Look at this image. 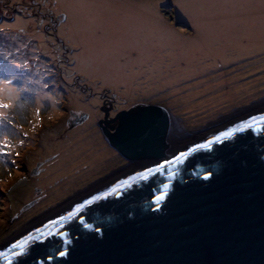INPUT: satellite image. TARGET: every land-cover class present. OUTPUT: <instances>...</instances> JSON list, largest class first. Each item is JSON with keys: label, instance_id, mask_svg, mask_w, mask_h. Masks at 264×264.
<instances>
[{"label": "rangeland", "instance_id": "obj_1", "mask_svg": "<svg viewBox=\"0 0 264 264\" xmlns=\"http://www.w3.org/2000/svg\"><path fill=\"white\" fill-rule=\"evenodd\" d=\"M12 2L22 7L16 18L0 10L5 18L0 19V102L9 105L0 108V244L117 168L100 146L98 125L110 119H103L101 110L111 107L113 115L133 114L148 105L166 107L176 123L173 140L184 141L234 121L242 108L264 100V0ZM46 11L64 16L56 38L65 42L70 62L64 59L60 65L59 79L68 71L61 83L53 72L59 45L31 27H40V21L44 30L47 20L39 15ZM169 41L174 45L172 78L171 67L160 68L171 84L156 80L153 61L139 65L154 56L157 42ZM176 41H185L186 49ZM189 57L194 58L191 66ZM202 59L209 70L191 71L204 64ZM175 68L186 72L175 74ZM76 77L81 86L72 88ZM5 83L10 92L3 90ZM235 91L241 94L231 96ZM88 93L94 95L90 100L98 99L97 115L81 124L77 119L86 116ZM73 122L76 127L67 134Z\"/></svg>", "mask_w": 264, "mask_h": 264}, {"label": "water", "instance_id": "obj_2", "mask_svg": "<svg viewBox=\"0 0 264 264\" xmlns=\"http://www.w3.org/2000/svg\"><path fill=\"white\" fill-rule=\"evenodd\" d=\"M261 115L264 103L180 142L173 140L176 123L168 108L148 105L133 114L124 111L115 135L104 131L112 149L102 132L100 146L111 160L114 150L126 159L127 170L117 181L80 192L71 203L1 243L0 264H264V124L190 151ZM185 152L179 163H166ZM160 165L165 167L140 178ZM165 183L169 188L157 208L154 198ZM95 196L102 199L52 225ZM13 244L21 247L12 249Z\"/></svg>", "mask_w": 264, "mask_h": 264}, {"label": "flooded vegetation", "instance_id": "obj_3", "mask_svg": "<svg viewBox=\"0 0 264 264\" xmlns=\"http://www.w3.org/2000/svg\"><path fill=\"white\" fill-rule=\"evenodd\" d=\"M34 3H36V2H34ZM33 6H36V8L37 7H39L40 8V6H41V4L40 3H36V4H33ZM30 7V6H29ZM32 7V6H31ZM41 9V8H40ZM33 15H35V12H34V14ZM40 17H42L43 18V20L44 19H46L47 20V23L46 24H44V26H43V29L44 30H42V22H40L39 21V23H40V28H41V31L42 32H44V33H46V34H48L49 35V38L50 39H53V43L54 44H57V45H59V48H58V50L59 51H61V53H59L60 54V56L58 57V60H57V63H55V67L53 68V72H55V74H56V76L58 77V80H59V82L61 83L62 82V80H64V78H63V76H68L66 73H68V71L66 72V68H65V70H63V75H62V77L59 79V73H60V65L63 63V60L64 59H66V63L68 62H70V59L68 58V56L66 57L65 55L67 54L66 52H67V49L65 48L66 47V45H65V42L63 41V40H61V39H58V38H56V37H58L57 36V34H56V30H57V26L61 23L60 21V18H59V16L58 15H55V16H57L58 18H56V17H54V14H53V12H51V11H46V13H44L43 12V15H39ZM62 24V23H61ZM52 25V26H51ZM39 28V27H38ZM47 35V36H48ZM55 38V40H54V38ZM56 39H58L57 41H56ZM57 49H55V51H56ZM66 53V54H65ZM67 65V64H66ZM77 78L78 77H76L75 79H74V81H73V85H71V86H74V87H72V88H75V87H80L81 86V84L80 83H78V82H76L77 81ZM83 87V86H82ZM84 88V87H83ZM86 89V88H85ZM89 94V93H88ZM86 96H89V98H88V100H86V103H90L93 99H91L90 100V97H93L94 95L93 94H89V95H87L86 94ZM98 97L99 96H101V94H98L97 95ZM97 96H96V98H97ZM260 97V96H259ZM261 98H264V96H261ZM83 102V101H82ZM259 103V104H258ZM262 103H264V100H261V101H256V103L255 104H253L252 106H254V105H256V104H258L256 107H249V108H251L250 110H249V108H242L239 112H238V114L239 115H237V117L238 118H240V117H242V116H244L246 113H248V112H250V111H252V110H254L255 108H257V107H259L260 105H262ZM110 108V111H108V109H103V110H101V111H103V114H104V116H103V119L106 117V115H107V117L106 118H109L110 117V119H105V121H103L102 122V124H100L99 123V125H98V127H99V129L101 128V131L100 132H102L101 133V135H102V137L105 139V143L108 145V147H110L109 146V144H108V137H106V133L104 132V131H106L107 132V135L108 136H114L115 135V132H117V130L119 129V127H120V124H121V122H122V118L120 117L121 116V114L124 112V111H118V112H116L115 111V113L113 114V115H111V107H109ZM246 109H248L246 112H244ZM120 110V109H119ZM112 112H113V110H112ZM125 112H127V111H125ZM93 113H94V111L93 110H91V109H89V108H87V112L85 113V114H88L90 117H92L93 116ZM113 116V117H112ZM88 118V117H87ZM87 118H86V116L84 117V120L83 121H85V120H87ZM79 119V118H78ZM77 119V120H78ZM102 119V120H103ZM78 123V122H77ZM79 123H81V122H79ZM98 123V122H97ZM76 125V123H73L72 125H69L67 128H68V130H67V134H70L71 132H73L74 130V128L76 127L75 126ZM175 133L176 132H174V134H173V138L174 137H177L176 135H175ZM178 135H179V133H178ZM111 148V147H110ZM112 149V148H111ZM114 153H115V157H114V159L116 160V161H118L119 162V164H118V166H117V168L114 170V168H112L110 171H108L107 173H105V174H103V175H101V176H99L98 178H96V179H94L91 183H90V185H89V187H87V189L85 190V191H90V190H92V189H94V188H97L98 186H104L105 184H109V183H111V182H114V181H117L118 180V178L120 177V175H122L121 173L123 172V171H125V170H127L126 169V165H128L127 164V160L126 159H124L119 153H116V151L114 150L113 151ZM114 159L112 160V162L114 161ZM113 170H114V172H113ZM116 172H118V173H116ZM83 193V192H82ZM55 208H57V207H55ZM54 208V209H55ZM48 212V211H47ZM34 218H36V217H34ZM37 220V219H36Z\"/></svg>", "mask_w": 264, "mask_h": 264}, {"label": "bare ground", "instance_id": "obj_4", "mask_svg": "<svg viewBox=\"0 0 264 264\" xmlns=\"http://www.w3.org/2000/svg\"><path fill=\"white\" fill-rule=\"evenodd\" d=\"M14 2V1H13ZM12 2V0H11V2L10 3H13ZM4 9H7V6H5L4 7ZM4 11V10H3ZM16 20H18V18L16 19ZM30 22H33V19H31L30 20ZM31 27H32V29H33V31L34 30H37V31H34V32H37V34H41V28H36V26L35 25H31ZM181 35V34H180ZM38 36V35H37ZM177 39V38H176ZM178 40V39H177ZM160 46H163V48H161V47H158L157 45V49L156 50H152L151 52H152V54L154 55L151 59H149V57H144V58H142L141 60H139V65H140V62H142V64L143 65H149V62H150V60L151 61H153L154 62V64H155V67H156V70H157V73H156V80H157V77H161L162 78V80H161V82L163 81L164 83H169V84H171V81H172V79H170L168 76H167V74H165V77H163V75H162V72H163V70L160 68L162 65L165 67V69H166V71H168L169 70V68L171 67V69H172V72H171V78H172V76H173V62H174V58H173V54H174V45H173V43H171V41H169V42H167V43H159V42H157ZM176 43H178V44H180V45H183V47L182 48H184V49H186V44H185V41H181V42H179V41H176ZM54 44V43H53ZM144 50H141V51H139L138 52V55H137V58L139 59V57H140V54L143 52ZM177 53V52H176ZM194 53L192 52V51H190V53H189V55H193ZM188 55V56H189ZM176 56H178V54H176ZM193 60H194V58H192V57H189V61H190V66H191V63L193 62ZM203 60V62H204V64H202V65H200V66H197V67H194L191 71H195V70H201L203 73L204 72H206L207 70H209L208 69V65H207V63H205V60L204 59H202ZM225 60L226 61H230L231 59H227V58H225ZM175 61H178V59H175ZM141 66V65H140ZM130 71H133L132 69H130ZM147 71V70H146ZM184 72H186V70L185 71H182V70H180V69H177V68H175V74H183ZM175 74H174V76H175ZM89 78H91V79H95V78H98V80H100V84H103V85H105V86H107V83H108V85L110 86V87H117L116 86V82H111L109 79L108 80H105V79H103V77H101L100 75H98V74H89V75H87ZM158 81V80H157ZM143 90H145V92H147V90H148V88H143ZM205 92V91H204ZM204 92H202V93H200V94H203ZM241 94V92H238V91H235V92H233V93H231L230 95L231 96H235L236 95V97L237 96H239ZM198 95H199V93H198ZM198 95H196L195 97H197ZM97 99V98H96ZM218 101H221L220 99H217ZM86 106H87V108H89V109H91V110H93L94 111V113H93V116H96L97 115V112H96V109H97V106H98V99L97 100H92L90 103H87L86 104ZM214 109H217V108H211L210 109V107H209V110H214ZM195 110V106H193L192 107V110H191V113H192V111H194ZM201 110V109H200ZM196 113H198V111L196 112ZM86 115V118L88 117V114H85ZM237 115H239L238 113H237ZM82 116V115H81ZM82 117H85V116H82ZM195 117H196V115L194 114V115H192V116H190V118H193V119H195ZM79 118H81L80 116H79ZM73 123H75V122H73ZM82 123H84V121H81V124ZM223 125H225V124H223ZM176 141V140H175ZM185 141V140H184ZM184 141H180V142H184Z\"/></svg>", "mask_w": 264, "mask_h": 264}, {"label": "snow or ice", "instance_id": "obj_5", "mask_svg": "<svg viewBox=\"0 0 264 264\" xmlns=\"http://www.w3.org/2000/svg\"><path fill=\"white\" fill-rule=\"evenodd\" d=\"M3 90H8V84L7 83L4 84ZM8 91L10 92V90H8ZM8 98L11 99V96L9 95ZM8 107H9V105L7 103L0 102V108L6 109ZM257 124H264V115H261L259 117H252L246 121H243V122L239 123L238 125H236L235 127L231 128V129H229V130H227V131H225L219 135H216L214 137V139H209L206 143H201L199 145H196L194 148L190 149V151L195 152L199 149H208L214 143L221 142L225 138L231 137L233 135V133H238V132H242V131L247 130V129H252ZM256 130L259 131L258 128ZM187 155H188L187 152L181 153V154L177 155L174 160L168 161L166 163L169 165L179 163L181 161L182 157H185ZM164 167H165V165H160L159 168H157L155 170L148 169L145 172H142L139 174L140 178L146 179L150 173H153L154 171L158 172L160 170V168H164ZM203 178L208 179L209 176L205 175ZM132 179H136V177H133ZM123 183L127 184L128 182L124 181ZM119 187H120V185H117L115 188L112 189V191L113 192L117 191V189ZM168 188H169V185L167 183H165L163 185L162 190H161V194H158L155 196L154 203L157 205V208H158L160 202H162L165 199V195H166ZM100 199H102V197L95 196V197L87 200L84 204H81L80 206H78L74 212H70L67 216L60 217L59 220L53 221L52 225L60 224L61 221H65V220H69V219L73 218L77 213L80 212V210L85 206V204L90 205L93 203L94 200H100ZM44 227L50 228V225H45ZM85 227H87V225H85ZM37 231H40V230H37ZM52 234H54V233L49 232V235H52ZM19 247H21V245H19V244H13L12 245V249H16ZM17 254H19V253H17ZM60 255L63 256V255H65V253L61 252Z\"/></svg>", "mask_w": 264, "mask_h": 264}, {"label": "trees", "instance_id": "obj_6", "mask_svg": "<svg viewBox=\"0 0 264 264\" xmlns=\"http://www.w3.org/2000/svg\"><path fill=\"white\" fill-rule=\"evenodd\" d=\"M11 2V0H0V10L2 9V10H4L3 12V15L4 14H6V13H8L9 14V16L10 17H12V18H16L17 16L16 15H19V12H21V10H22V7H21V9L20 8H18V4L17 3H10ZM26 5H28V6H32L31 4H27L26 3ZM5 6H7V9H4V7ZM6 10L8 11V12H6ZM58 15V14H57ZM0 19H5L4 17H0ZM16 20V19H15ZM61 22V21H60ZM61 24V23H60ZM52 26V25H51ZM40 28V27H39ZM34 33V32H33ZM5 67H9V65H6ZM189 132L190 131H192V129L191 130H188ZM194 131V130H193ZM188 132V133H189Z\"/></svg>", "mask_w": 264, "mask_h": 264}]
</instances>
